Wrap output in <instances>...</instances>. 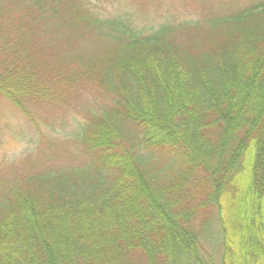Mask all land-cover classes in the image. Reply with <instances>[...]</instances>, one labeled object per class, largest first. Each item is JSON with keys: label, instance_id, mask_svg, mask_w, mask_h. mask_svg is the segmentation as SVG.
I'll return each instance as SVG.
<instances>
[{"label": "trees", "instance_id": "1", "mask_svg": "<svg viewBox=\"0 0 264 264\" xmlns=\"http://www.w3.org/2000/svg\"><path fill=\"white\" fill-rule=\"evenodd\" d=\"M113 1L0 0V98L87 116L69 163L0 174V264H202L212 212L210 264H264V0Z\"/></svg>", "mask_w": 264, "mask_h": 264}, {"label": "rangeland", "instance_id": "2", "mask_svg": "<svg viewBox=\"0 0 264 264\" xmlns=\"http://www.w3.org/2000/svg\"><path fill=\"white\" fill-rule=\"evenodd\" d=\"M200 1L204 0H196L195 5ZM118 2L113 1L112 6L102 3L98 12L105 16L127 5L126 0ZM209 2L221 3L223 0H209ZM195 14L190 0H160L159 8L150 7L148 11L134 10L130 20L137 28H148L164 22H176ZM83 93L86 96L88 94L87 91ZM52 113L54 114L49 119L54 121L53 128H49L38 118L39 129L36 130L15 107L0 98V174L13 177L29 171L33 164L27 167L28 163L25 160L38 161L39 155L46 153L52 154L54 159L47 160L45 164L53 162L50 164L57 166L69 163L65 162L68 158L66 149L71 152L79 145L77 127L86 122L87 116L80 110L75 112L64 107L54 108ZM73 162L76 164V161ZM209 218L211 223L209 234L207 233V236L202 234L200 238L201 248L198 257L202 260V264L217 262L221 253V236L213 212Z\"/></svg>", "mask_w": 264, "mask_h": 264}]
</instances>
